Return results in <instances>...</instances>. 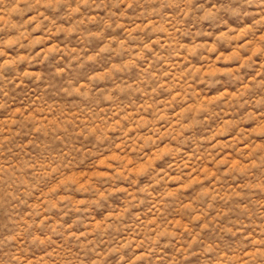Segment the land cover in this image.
I'll list each match as a JSON object with an SVG mask.
<instances>
[{"label":"clouds","instance_id":"1","mask_svg":"<svg viewBox=\"0 0 264 264\" xmlns=\"http://www.w3.org/2000/svg\"><path fill=\"white\" fill-rule=\"evenodd\" d=\"M0 264H264V0H0Z\"/></svg>","mask_w":264,"mask_h":264}]
</instances>
